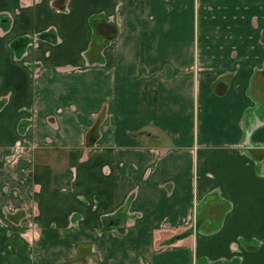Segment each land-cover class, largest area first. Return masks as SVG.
Returning <instances> with one entry per match:
<instances>
[{"label": "crops", "instance_id": "1", "mask_svg": "<svg viewBox=\"0 0 264 264\" xmlns=\"http://www.w3.org/2000/svg\"><path fill=\"white\" fill-rule=\"evenodd\" d=\"M0 264H264V0H0Z\"/></svg>", "mask_w": 264, "mask_h": 264}]
</instances>
